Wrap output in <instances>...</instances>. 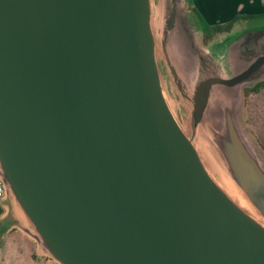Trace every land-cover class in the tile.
Returning <instances> with one entry per match:
<instances>
[{
    "label": "water",
    "instance_id": "95a60500",
    "mask_svg": "<svg viewBox=\"0 0 264 264\" xmlns=\"http://www.w3.org/2000/svg\"><path fill=\"white\" fill-rule=\"evenodd\" d=\"M187 7L0 0V223L55 264H264V18Z\"/></svg>",
    "mask_w": 264,
    "mask_h": 264
},
{
    "label": "crops",
    "instance_id": "0c3cea01",
    "mask_svg": "<svg viewBox=\"0 0 264 264\" xmlns=\"http://www.w3.org/2000/svg\"><path fill=\"white\" fill-rule=\"evenodd\" d=\"M188 8L195 15L198 14L203 37L211 36L205 33L206 28L233 22L232 29L238 22L250 20L246 18H264V0H188ZM36 262L54 263L39 254L35 242L28 236L17 229L5 228L0 223V264Z\"/></svg>",
    "mask_w": 264,
    "mask_h": 264
},
{
    "label": "rangeland",
    "instance_id": "374dc122",
    "mask_svg": "<svg viewBox=\"0 0 264 264\" xmlns=\"http://www.w3.org/2000/svg\"><path fill=\"white\" fill-rule=\"evenodd\" d=\"M216 35L212 33L210 37H203L202 42L205 45L216 38ZM245 90L241 112L243 125L264 155V87L258 93H251L248 96L245 95Z\"/></svg>",
    "mask_w": 264,
    "mask_h": 264
},
{
    "label": "trees",
    "instance_id": "16d2710c",
    "mask_svg": "<svg viewBox=\"0 0 264 264\" xmlns=\"http://www.w3.org/2000/svg\"><path fill=\"white\" fill-rule=\"evenodd\" d=\"M196 15L198 17V14H196ZM251 18H254V17H251ZM251 18H246V19H251ZM232 24H233V22L228 23L224 26H214L211 28H206L205 33L218 34V33H222V32H227L231 29ZM206 37H209V36H206ZM263 87H264V82H260V83L256 84L255 86H253L249 89H246L245 95L248 96L251 93H258ZM2 213H3V209L0 206V216L2 215Z\"/></svg>",
    "mask_w": 264,
    "mask_h": 264
},
{
    "label": "built area",
    "instance_id": "2783aa9c",
    "mask_svg": "<svg viewBox=\"0 0 264 264\" xmlns=\"http://www.w3.org/2000/svg\"><path fill=\"white\" fill-rule=\"evenodd\" d=\"M3 196H4V187H3V184L0 181V199H2Z\"/></svg>",
    "mask_w": 264,
    "mask_h": 264
}]
</instances>
